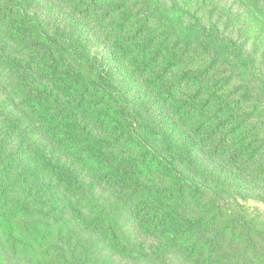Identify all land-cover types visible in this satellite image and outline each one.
I'll use <instances>...</instances> for the list:
<instances>
[{"label":"rangeland","instance_id":"1","mask_svg":"<svg viewBox=\"0 0 264 264\" xmlns=\"http://www.w3.org/2000/svg\"><path fill=\"white\" fill-rule=\"evenodd\" d=\"M218 225L264 244V0H0V264H204Z\"/></svg>","mask_w":264,"mask_h":264},{"label":"trees","instance_id":"2","mask_svg":"<svg viewBox=\"0 0 264 264\" xmlns=\"http://www.w3.org/2000/svg\"><path fill=\"white\" fill-rule=\"evenodd\" d=\"M106 143V142H105ZM104 143V144H105ZM92 150V154H90V157H99L101 158L103 155H97V148L94 146L91 147ZM135 179H137V176L135 178H132L131 175L128 173L127 175L123 176L122 177V180L120 183H122L123 185H130V188L132 191H130L126 196H125V199H128V198H131V195L134 193L133 192V185L132 183H135L137 182ZM127 189V190H129ZM142 191V189H141ZM193 191L194 193H198V194H203V191L202 190H199L197 188H193ZM138 208L134 209L136 212L138 211L137 210ZM238 209H239V206H238ZM208 210L206 209V212ZM140 212H143L145 213L144 211H140ZM146 216V217H145ZM145 218L146 219H153V220H156V216L155 214L152 215L150 214V218H148V215L145 214ZM143 217V218H144ZM164 217V216H163ZM159 218V219H158ZM158 220H161L160 217L157 216V221H155L156 223L154 225H148V228H152L151 231L155 233V235L157 234H163L165 233V230H166V233H168L169 231L173 230V227L171 226L170 223H157ZM201 220V219H200ZM199 219H197L196 217H192L189 222H192L191 223V227L192 228H196L199 226V224H201V221ZM160 222V221H159ZM222 226H214L212 227L211 231L208 233V238H212V240H209L207 239L206 242H208V246L210 249H208L207 251H204L202 250V252L200 253V257L201 259L204 261V264H242L241 263V257H246L247 255H250V250H253V252H260L263 256H264V253L261 252V251H258V249H261V248H264V244L262 246V243H257V244H254L253 247L251 248H247V245H245L243 251H241V248H243L242 246L240 245H243L248 243L249 241V237L247 236V234L243 231H240V230H237V232L235 234H239L241 233L242 234V238L239 239L238 241H234L230 243L231 246L229 247H226L225 244H224V240H225V236L223 233V229H221ZM181 228H183V226H180L178 227V231L181 230ZM233 233L235 232V230L232 231ZM204 233V232H203ZM220 240H223L220 242ZM249 243H251L249 241ZM197 247V245H194ZM240 246V247H239ZM241 251V252H239ZM224 252H226L227 254H224ZM215 253V254H214ZM239 253L241 254V257L239 256ZM235 255V256H233ZM215 261V262H214ZM252 263V262H251ZM197 264V263H196ZM250 264V263H248ZM253 264V263H252ZM263 264H264V258H263Z\"/></svg>","mask_w":264,"mask_h":264}]
</instances>
